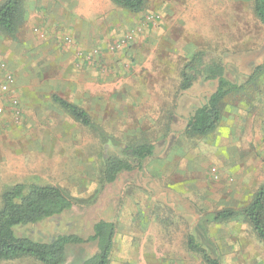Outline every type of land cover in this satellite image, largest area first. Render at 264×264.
<instances>
[{
	"label": "rangeland",
	"instance_id": "374dc122",
	"mask_svg": "<svg viewBox=\"0 0 264 264\" xmlns=\"http://www.w3.org/2000/svg\"><path fill=\"white\" fill-rule=\"evenodd\" d=\"M253 3L146 0L142 12L129 13L109 0H23L15 34L0 31V83L8 85L0 90V207L15 184L57 186L73 206L15 234L86 239L105 220L115 227L109 264H204L188 249L189 235L220 262L232 239L264 256L241 215L213 221L223 209L239 212L264 186V25ZM50 35L52 47H42ZM71 35H83L82 44ZM197 52L218 60L237 87L205 137L185 127L217 82L179 90ZM53 95L84 109L94 128L77 123ZM141 144L155 148L141 170L106 183L104 156L124 159L122 146ZM67 251L71 264L89 258L94 243Z\"/></svg>",
	"mask_w": 264,
	"mask_h": 264
},
{
	"label": "trees",
	"instance_id": "16d2710c",
	"mask_svg": "<svg viewBox=\"0 0 264 264\" xmlns=\"http://www.w3.org/2000/svg\"><path fill=\"white\" fill-rule=\"evenodd\" d=\"M116 7L129 13H140L145 9L146 0H109ZM23 0H5L0 5V31L13 36L22 15ZM253 11L264 25V0H254ZM257 70V69H256ZM197 81H216L215 91L206 103L197 108L187 122L186 132L195 137L213 133L221 121L220 106L224 98L237 89L225 79V69L218 60L203 52L193 54L183 66L181 92L190 90ZM52 101L77 123L94 128L89 114L79 106L53 95ZM151 144L126 145L121 147L124 159L106 154L103 159V178L114 183L119 175L142 168L144 162L154 154ZM135 163V165H133ZM0 207V262L30 258L41 264H66L67 248L74 245L94 243V251L87 259H74L71 264H109L114 237V224L99 220L92 226V234L83 239L74 234H61L49 242H39L25 236H17L15 227H26L44 220L55 218L69 210L73 202L57 186L15 184L2 193ZM241 215L251 226L257 239L264 246V186L254 194L251 202L239 212L223 209L213 215V221L221 223ZM188 249L200 255L204 264H220L211 250L203 247L194 235H189ZM214 250V249H213Z\"/></svg>",
	"mask_w": 264,
	"mask_h": 264
},
{
	"label": "crops",
	"instance_id": "0c3cea01",
	"mask_svg": "<svg viewBox=\"0 0 264 264\" xmlns=\"http://www.w3.org/2000/svg\"><path fill=\"white\" fill-rule=\"evenodd\" d=\"M73 40L82 44L83 35H71ZM55 41V37L50 35L48 39V44L46 43L42 47L51 48L52 42ZM111 222V221H110ZM242 239H232L227 241V248L230 250L224 253L220 264H264V256L258 255L256 253H250L249 248L244 250Z\"/></svg>",
	"mask_w": 264,
	"mask_h": 264
},
{
	"label": "built area",
	"instance_id": "2783aa9c",
	"mask_svg": "<svg viewBox=\"0 0 264 264\" xmlns=\"http://www.w3.org/2000/svg\"><path fill=\"white\" fill-rule=\"evenodd\" d=\"M7 88H8L7 83H3V84L0 83V90L1 91H7Z\"/></svg>",
	"mask_w": 264,
	"mask_h": 264
}]
</instances>
